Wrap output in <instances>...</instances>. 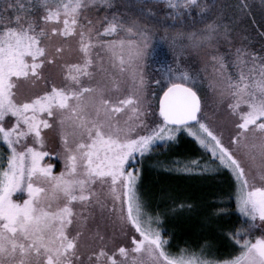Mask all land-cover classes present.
Returning <instances> with one entry per match:
<instances>
[{
    "label": "snow or ice",
    "instance_id": "6c2138e0",
    "mask_svg": "<svg viewBox=\"0 0 264 264\" xmlns=\"http://www.w3.org/2000/svg\"><path fill=\"white\" fill-rule=\"evenodd\" d=\"M156 2L163 18L143 7L126 16L116 0H0V264H264V47L233 51V22L213 18L214 2ZM231 7L242 17L249 6ZM197 17L202 29L169 36ZM221 41L229 50L209 62L226 119L213 126L198 78L180 64L189 48ZM185 133L202 154L169 171L218 178L209 215L234 200L247 225L227 230V258L207 242L173 250L165 213L142 191L139 166ZM97 210L121 239L101 231Z\"/></svg>",
    "mask_w": 264,
    "mask_h": 264
},
{
    "label": "rangeland",
    "instance_id": "374dc122",
    "mask_svg": "<svg viewBox=\"0 0 264 264\" xmlns=\"http://www.w3.org/2000/svg\"><path fill=\"white\" fill-rule=\"evenodd\" d=\"M236 3L237 0H219L218 5H220V7L216 11V15L221 17L223 23H228L229 21L233 22L229 24V27L232 29L231 49L234 51L235 47L244 46L247 47L249 51L260 52L261 48L264 47V36L260 35L261 32H264V28L260 27L261 24H264V0H246L249 7L242 17L234 7H231V5H235ZM102 14L103 13H101V15ZM93 18H95V16H93ZM253 21H255V23H253ZM214 49L221 54H226L229 50V45L221 41L219 44H215L212 47H205L199 50L189 48L187 53L181 57L180 67L182 70L187 71L189 75L198 78V88L204 100V111L207 116V121L211 125L216 126L226 119V114L223 112V109L218 110V106L215 102L216 91L212 86L217 83L212 66L209 62V54L213 52ZM66 59L72 60L75 59V57L66 56ZM157 59L161 61L165 60L160 58ZM182 61L184 63H182ZM48 71L54 74L57 83H59V69L52 68ZM154 106L157 108L158 116V101L155 102ZM148 116L151 118L150 113ZM49 135L51 136L53 134L50 133ZM190 139L193 138L187 136L186 133L181 134L177 143L171 144L169 148L166 147L165 151L169 149L166 154L176 150L182 154L181 156H188L186 153L189 152L188 141ZM49 147L55 148V145L50 144ZM157 155V153L152 152V154L144 160L143 164L139 166L143 168L142 191L145 193L144 195L150 209L158 211L161 209L164 210L166 226L175 227L177 230L181 231L182 240L191 239L187 240L189 243L183 242V244H189L188 246L190 248H199L200 245L207 242L208 247L205 249L207 253L216 258H227L228 253L232 252L233 248L229 239L227 240L225 236L223 237L220 232L222 228L221 224L223 223L222 215H209V205L216 199V197L213 198L212 196H217L221 193V189L224 187L223 184L218 178L211 179L197 174L186 173H181L182 181L180 184H172L170 182H164L160 185L152 184L151 179L146 177V175L148 172L154 171L156 167L160 169V165L157 163L159 159ZM172 157L173 156L165 155L164 159L170 164L173 160ZM43 163H53L57 165L55 168L57 172L63 167L62 162H58L55 158H45ZM164 167H167V165ZM145 178L149 180L146 183H144ZM172 188L177 192H175L176 195L175 193L171 195V193H173ZM157 191H162L160 193L163 194V196L159 195L158 197L157 195V198L161 199L162 202H159L157 198L152 200L156 197L155 192ZM226 203H230V201L225 199L224 204ZM181 205H183V207H181ZM235 212L239 215L236 208ZM224 213H226L224 216L227 215L226 211H224ZM96 219L100 224L102 232L106 230L109 237L114 236L116 240L121 239L118 224L114 225L112 221L102 218L99 210H97ZM256 234L258 235L259 233L257 232ZM188 235H191L193 238H183Z\"/></svg>",
    "mask_w": 264,
    "mask_h": 264
},
{
    "label": "trees",
    "instance_id": "16d2710c",
    "mask_svg": "<svg viewBox=\"0 0 264 264\" xmlns=\"http://www.w3.org/2000/svg\"><path fill=\"white\" fill-rule=\"evenodd\" d=\"M219 0H209V2H214L216 5V11L220 7L218 5ZM116 3L120 6V11H123L126 16H132V17H137L140 15V9L143 7L145 9V12L148 8H152L154 11L157 12L158 16L160 18L164 17V12L160 11L161 8H163V5L158 4L156 0H116ZM216 11L213 15V18L216 15ZM167 24H172L173 22L171 20H168L166 22ZM204 27V24L199 22L198 17L196 18V22L193 23L192 19H186L185 21L181 23L177 22L174 28H168V34L169 36L174 34L177 31H194V30H200ZM159 35H164V27L159 26ZM159 66H160V72L166 73L167 68L164 66L166 63V59L161 61L158 60ZM182 63H184L182 61ZM154 87V86H153ZM171 145H162L154 149L153 153H157V157L159 158L157 160V163L160 165V169H154L152 172H148L146 177L150 178L152 181V184L154 183L155 185H160L161 183L163 184L164 182H170L172 184H180L182 181V176L181 172H176V171H169V167L171 166L166 159H164L165 155L168 156H173L172 159H179L183 160L186 158H195L198 157L202 154V150L199 148V145L194 142L193 139H190L188 141V150L189 152L186 153L188 156H181L180 152H177L176 150L169 152L166 154L168 151H165L166 147L169 148ZM171 150V149H170ZM183 158V159H182ZM167 167H164L165 165ZM169 165V166H168ZM149 180L145 178L144 183L148 182ZM173 189V188H172ZM162 192V191H160ZM159 191L155 192L156 197L153 198L152 200H155L157 198V195L159 197L163 196ZM176 191L173 189V195ZM167 193V192H166ZM177 193V192H176ZM175 193V195H176ZM145 194V193H144ZM221 195V193L219 194ZM219 195L212 196L213 198H217ZM157 200L162 202L161 199L157 198ZM164 200V199H163ZM216 199L213 200L212 204L217 203L215 201ZM211 203V202H210ZM211 205V204H210ZM163 209L159 210L162 212ZM223 210L227 212V215H222L223 223L221 224V234L222 236L228 240L227 238V230L233 229V228H239V227H247L243 223V218H241L239 215L236 214L235 212V204L234 201H230V203L224 204ZM164 212V210H163ZM168 232L171 234V239L173 241V250H175L176 246L179 245L180 247H189L184 243H189L187 240H182V236L180 234L181 231L177 230L175 227L167 226ZM183 238H193L191 235H188L187 237ZM190 248V247H189Z\"/></svg>",
    "mask_w": 264,
    "mask_h": 264
}]
</instances>
